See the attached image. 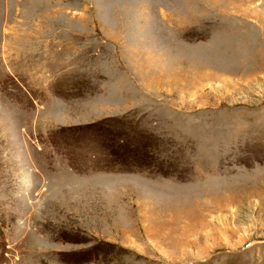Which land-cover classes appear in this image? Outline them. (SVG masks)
Instances as JSON below:
<instances>
[{
  "label": "rangeland",
  "instance_id": "1",
  "mask_svg": "<svg viewBox=\"0 0 264 264\" xmlns=\"http://www.w3.org/2000/svg\"><path fill=\"white\" fill-rule=\"evenodd\" d=\"M0 264H264V0H0Z\"/></svg>",
  "mask_w": 264,
  "mask_h": 264
}]
</instances>
